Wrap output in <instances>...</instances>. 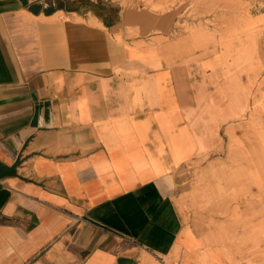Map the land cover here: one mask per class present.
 Returning <instances> with one entry per match:
<instances>
[{
    "label": "crops",
    "instance_id": "crops-1",
    "mask_svg": "<svg viewBox=\"0 0 264 264\" xmlns=\"http://www.w3.org/2000/svg\"><path fill=\"white\" fill-rule=\"evenodd\" d=\"M153 1L0 0V264H264V207L186 191L234 120L260 150L264 11L181 38Z\"/></svg>",
    "mask_w": 264,
    "mask_h": 264
},
{
    "label": "rangeland",
    "instance_id": "rangeland-1",
    "mask_svg": "<svg viewBox=\"0 0 264 264\" xmlns=\"http://www.w3.org/2000/svg\"><path fill=\"white\" fill-rule=\"evenodd\" d=\"M144 1L145 7L155 14L172 12L176 5V2L155 4L153 0ZM181 3L185 4L182 9L184 15L182 20L187 21L182 25L184 32L181 38L195 31L212 32L217 35L224 33L223 37L240 36L247 31L251 23L260 19V17H252L251 13L264 11V0H181ZM209 16L216 18L209 20ZM189 20L194 23H189ZM227 28L228 30L225 31ZM220 123L222 122L217 123L218 126ZM246 123L243 118L234 120L229 125L230 153L222 154L221 157L223 162L230 165L211 164L202 170L199 180L190 179L187 182L186 191L193 189V194L199 197L205 196L207 192H214L218 197L230 198L231 202L242 201L244 207H264V128L259 129L254 139L255 147L258 146L260 150L244 153ZM234 130L238 132L236 137ZM244 159L250 160L249 167H244ZM262 223H264L262 217L258 219L249 217L244 220V234L254 245L264 241V227H260Z\"/></svg>",
    "mask_w": 264,
    "mask_h": 264
},
{
    "label": "built area",
    "instance_id": "built-area-1",
    "mask_svg": "<svg viewBox=\"0 0 264 264\" xmlns=\"http://www.w3.org/2000/svg\"><path fill=\"white\" fill-rule=\"evenodd\" d=\"M183 24H184V22L179 24L180 26L178 28H176V32H178L179 30H183V28H182Z\"/></svg>",
    "mask_w": 264,
    "mask_h": 264
}]
</instances>
